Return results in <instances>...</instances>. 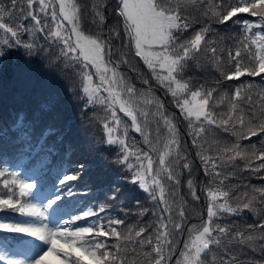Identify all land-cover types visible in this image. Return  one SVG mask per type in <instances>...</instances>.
Masks as SVG:
<instances>
[{
	"label": "trees",
	"instance_id": "16d2710c",
	"mask_svg": "<svg viewBox=\"0 0 264 264\" xmlns=\"http://www.w3.org/2000/svg\"><path fill=\"white\" fill-rule=\"evenodd\" d=\"M177 0H172L175 4ZM238 0H195V3L182 4L181 15L191 23V28L181 36V39L190 37L202 27H208L206 34L207 45L202 42V49L190 56L177 75L183 83H187L191 91L199 90L202 95L212 92L208 110L217 119L216 125H203L204 131L196 137L197 144H193V128L199 129L200 122L191 119L192 127H189V119L176 106V100L190 98V92L181 97L174 98L164 84H161L152 74L151 70L139 57L134 56V46H127V36L123 33L121 18L115 11L116 0H76L80 6V28L86 35L99 36L106 42V57L115 68L125 75L126 88H132L133 92L124 94L126 100L135 106H142L137 113V124L141 132H137L131 126V118L120 111L117 104L114 106L120 124L115 131L117 137H121L138 154L147 152L153 160L154 169H159V155L169 151L167 156V169L176 177L168 180L166 173L161 172L159 177L165 189V200H160L159 190L156 191L157 199H151L148 192L141 189L138 183L133 182V174L137 168L136 157L129 158L127 164H117L120 153L119 144L109 145L100 143L101 139L107 140V133L102 132L104 119L109 123L113 108L109 107L110 99H94L93 103L87 102V95L81 87L82 72L88 71L95 74L93 67L84 69L81 63L69 62L60 48L62 45L44 39L45 33L35 36L29 33H21V47L9 48L7 55L0 59V170L14 171L16 164L21 163L29 169L31 151H24L29 144L35 146L42 132L47 127L57 131L50 135L46 146H55L60 154L52 158L50 167H62L67 174H76L79 164L87 163L91 166V179L87 186L80 180L70 181L73 191L77 195L64 196L53 207L55 214L67 220L69 215L82 214L88 208H92L99 214L76 221L70 227H84L92 224L109 227V220L119 219L120 225H112L121 233L122 238L99 237L100 242L106 243L114 254L116 245L121 248V255L135 264H148L150 257L144 256L145 252H151L155 246V234L161 220L172 229V224L181 223L183 232L177 230L175 236V248L171 259L167 264H176L181 259L180 253L184 250V243L189 240V229L192 225H201L207 219L208 188L226 191L229 193L228 204L239 208V214L224 213L216 220L221 227L230 229L227 239L221 238V245H210L211 254L217 257V264L221 260L230 261L234 258L235 264H264V198L255 190L264 189V169L259 172L255 168L262 162L253 158L251 166H246L247 161L236 158L235 161L227 159L224 152L226 147L239 144L241 148L250 149L254 146L257 153L264 151V134L249 136L246 139H238L234 133H244L238 122L220 126L221 119H227L228 114L242 115L245 120L253 119L258 123L261 119L260 110L264 109V74L259 76L239 77L226 80L225 74L232 68L229 59V51L235 55V51L241 48L240 42L251 33H264V22L251 13H238L229 21L220 23L213 11L223 12L229 5ZM11 0H0V9L12 11ZM22 6V0H17L16 9ZM101 9L105 17L102 25H99L95 11ZM25 16L18 17L13 14L11 19L6 17L8 23H22L25 27H32L34 21ZM42 24L48 23L54 26L51 17L39 14ZM254 25L251 33L244 28V22ZM120 33V35H117ZM0 30V39L4 37ZM24 42H34L37 45L38 54L28 55L23 48ZM216 49L213 55L211 49ZM254 48V46H253ZM43 49V51H39ZM110 53V54H109ZM242 55H247L242 53ZM127 63H122L121 60ZM51 61V65H49ZM245 63L249 61L245 59ZM147 81V83H145ZM241 90L239 98L236 90ZM139 94H145L140 99ZM103 101V103H101ZM236 102L238 112H232L231 103ZM20 116L26 117L24 126L13 131ZM39 122L29 128L28 123L34 118ZM167 118L174 131L170 130ZM228 127L230 131H224ZM28 133L27 140L20 139L21 132ZM63 136V141L57 143V136ZM147 137V142L145 141ZM178 143H172V141ZM73 148L69 155L68 146ZM199 145V147L197 146ZM200 155L209 157L216 164L215 171L209 167V175L205 172L206 165L201 162ZM223 157V158H222ZM122 159V156H120ZM143 158V157H142ZM146 163V161H145ZM188 163L190 169L182 167ZM19 175V174H18ZM30 180L36 183L35 174L30 171ZM20 179H23L19 175ZM56 176L49 173L41 179L40 187L48 194V198L55 195L52 185ZM178 179L179 183L176 182ZM193 181L196 196L191 195L192 189L188 181ZM211 181V184L209 183ZM58 187V186H57ZM6 190L0 185V193ZM245 194H247L245 196ZM255 196L254 205L256 211L243 209L242 204ZM221 203L223 197H219ZM33 202V200H32ZM103 207L104 211L100 212ZM168 207L170 211H164ZM183 209V220L178 215V210ZM171 217V221L168 220ZM28 219L18 212L0 209V221L18 223ZM140 228L145 232L140 237L135 233ZM238 234H242L241 242ZM17 235L4 233L0 236V248L15 245L25 246L20 240L14 239ZM131 236L132 239H126ZM251 236L254 239L248 240ZM152 238L153 245L141 244V240ZM173 237H170L172 239ZM154 255V254H153Z\"/></svg>",
	"mask_w": 264,
	"mask_h": 264
},
{
	"label": "snow or ice",
	"instance_id": "6c2138e0",
	"mask_svg": "<svg viewBox=\"0 0 264 264\" xmlns=\"http://www.w3.org/2000/svg\"><path fill=\"white\" fill-rule=\"evenodd\" d=\"M195 3V0H177L175 4L172 0H116L115 11L118 17L121 18L123 33L127 36V46L131 49L134 46V56L139 57L147 68L151 70L156 79L164 84L168 91L171 92L174 98L181 97L183 94L190 92V98L176 100V106L185 115V119H189V127H192L191 119L195 118L200 122L201 127L197 130L193 128V144H197L196 137H199L204 131L203 125H216L217 119L214 114L208 110L209 100L212 97V92L208 91L202 95L197 91H191L187 83H183L177 79V75L183 68L187 59L202 49V42L207 45L206 34L209 32L208 27H202L199 31L194 32L190 37L181 39L189 28L191 23L181 15L182 4ZM17 0H11L12 11L0 9V30L5 34L0 39V59L7 55L9 48L21 47V33H29L36 35L45 33L44 39L53 40L61 46L60 51L69 62L81 63L84 69L90 66L94 67L96 74H99L101 84L93 85V73L88 71L82 72L81 87L83 93L87 95V102L93 103L96 94L99 92L101 85H108L105 91L109 93V107L113 108L111 112L112 124L107 119L102 120V132L107 133V140L101 139L100 143L109 145L119 144L120 153L118 154L116 163L127 164L129 169L133 168L131 163H128L129 158L136 157L137 168L133 174V182L138 183L139 187L149 193L151 199L156 200V191L159 190L160 200H165V189L158 178L161 172L166 173L168 180H174L176 177L172 172L168 171L167 156L169 151L159 155V169H154L153 160L147 152L138 154V150L125 142L121 137L115 135L116 125L120 124L117 118L114 106L119 104L120 111L124 112L128 117H131V126L137 132H141V127L137 124V116L132 111L127 102L122 101L118 92L112 85L117 83V72L115 68H110L105 63L106 42L99 36L85 35L80 28V11L76 0H22V6L19 10L16 9ZM34 21L32 27H25L22 23H8L6 17L11 19L13 14L18 17L25 16ZM238 13H251L252 16L259 17L264 22V0H238L237 3L231 4L223 12L213 11V16L220 22L231 20ZM39 14L45 17L50 16L52 24H42ZM95 17H98L99 25H102L105 17L101 9L95 11ZM254 25L244 22L245 30L251 33ZM120 35V33H117ZM241 48L235 51V55L229 51L228 56L232 63V68L225 74L226 80H232L245 75L259 76L264 74V33L255 32L246 36L240 42ZM23 48L26 54H38L37 45L32 42H24ZM254 46V48H253ZM43 51V49H39ZM213 55L216 49H211ZM246 53L247 55H242ZM110 54V53H109ZM245 59L249 62L245 63ZM122 63H127L126 60H121ZM49 61V65H51ZM159 68L162 75L156 69ZM111 72V77L107 74ZM147 83V81H145ZM174 85V87H173ZM128 93H132V88H127ZM239 98L241 90L237 89L235 93ZM103 103V101H101ZM232 112H238L236 102L231 103ZM258 123L253 119L245 120L242 115L228 114L227 119L219 121L220 126L229 125L231 122H238L239 125L246 129L244 133H234L238 139H246L249 136H257L264 134V109L260 110ZM26 117L20 116L16 124L13 125V131L22 128ZM38 117L29 121L28 127H33L38 123ZM165 123L169 124L170 130L174 131V126L165 118ZM56 129L47 127L42 132L40 139L35 146L29 144L24 148V151H31V162L29 170L32 171L36 178V183L20 179L15 171L7 169L0 170V185L6 190L0 193V209L11 210L18 212L23 217L28 219L18 223H9L0 221V236L4 233L23 234L17 235L14 239H18L21 243L28 246V251L31 252V245L35 242H42L46 245V250L38 255H30L26 259H18L15 256L0 248V264H135V261H129L121 255L120 245L117 244L115 254L109 250L106 243L100 242L99 237H115L117 240L122 238L121 233L112 225H120L123 221L119 219L109 220L107 230L101 225H89L84 227H70L75 225L76 221L86 220L89 217L96 216L99 213L92 208L83 211L82 214L69 215L67 220L60 219L55 227H49L46 222L49 218V210L53 208L58 201H61L66 195L73 197L77 195L73 191V186L70 181L80 180L85 186L88 185L91 179V166L87 163L79 164L76 167L79 171L76 174H67L66 169L62 167H50L52 158L60 154L59 149L53 146H46V141L50 135L56 133ZM224 131H230L228 127ZM28 133L21 132L20 139L27 140ZM63 141V136H57V143ZM147 142V137H145ZM178 143V141H172ZM199 147V145H197ZM73 148L68 146V153L71 154ZM224 152L228 154L229 161H235L236 158L247 161L246 166H251L253 158L262 161L255 171L259 172L264 169V151L255 150L254 146L250 149L241 148L240 145L234 144L231 147H226ZM201 162L206 165L205 172L209 175V167L212 172L215 171L216 164L209 157L200 155ZM122 156V159L120 158ZM143 157V158H142ZM223 158V157H222ZM146 161V163H145ZM182 167L190 169L188 163H183ZM55 175V183L52 185L55 195L46 200L44 204L32 202L34 189L40 188L41 179L49 175ZM179 183L178 179L176 180ZM211 184V181L209 182ZM58 186V187H57ZM188 186L191 195L194 199H199L196 196L193 187V181H188ZM259 192L260 197L264 198V189L255 190ZM247 194H245L246 196ZM219 197L224 198L221 203ZM229 193L226 191L213 190L208 188L207 219L202 221L199 228L197 225H192L189 229V240L184 243V250L180 253L181 259L176 261V264H217V257L212 255L211 260L207 257L211 254L210 245H221V238L227 239L230 229L221 227L216 220L224 213L239 214L240 209L231 207L228 204ZM253 196L248 199V202L242 204L243 209H248L255 212L256 208ZM104 208H100L103 212ZM164 211H170L165 207ZM178 215L181 220L185 217V212L181 208L178 210ZM171 221V217H168ZM177 230L183 232L181 223L172 224V229H169L168 224L163 220L159 223V228L155 234V246L151 248V252H145L144 256L150 257L148 264H167L171 259L175 248V236ZM145 229L140 228L135 233L136 237H140ZM170 237H173L170 239ZM241 242H245L242 234H238ZM126 239H132L131 236ZM254 239L249 236L248 240ZM4 243V241H0ZM140 243L153 245L152 238L141 240ZM154 254V255H153ZM219 264H235L234 258L230 261L221 260Z\"/></svg>",
	"mask_w": 264,
	"mask_h": 264
},
{
	"label": "rangeland",
	"instance_id": "374dc122",
	"mask_svg": "<svg viewBox=\"0 0 264 264\" xmlns=\"http://www.w3.org/2000/svg\"><path fill=\"white\" fill-rule=\"evenodd\" d=\"M109 62L110 61L107 59L106 54H105V63L108 65V67L115 68ZM93 69H94V72L96 74V70L94 67H93ZM115 69L117 72L118 79H117V83L112 85V87L116 92L119 93L121 100L127 102V104L131 107L132 111L137 116V113L140 112L139 110L142 109L143 107L142 106H140V107L135 106L133 103H131L130 101L128 102L126 100V98L124 97V94L127 92V88L125 85V75L119 69H117V68H115ZM156 71L158 73H161L162 75L166 74V73H162L159 68H157ZM107 75L109 77H111V72H109ZM97 84H101V81L99 79V74H97L96 79H94V77H93V85L95 86ZM107 87H108V85H106V84L101 85V88H100L99 92L96 94V97L94 99L95 100L99 99V98L100 99H104V98L110 99L109 93L107 91H105V88H107ZM173 87H174V85H173ZM144 96H145V94H139L140 99H142ZM117 106L120 109L119 104H117ZM117 127L118 126H116V128ZM14 171L17 172L19 175H21L24 180L32 182L30 180V176H29L30 170L25 168V166H23L21 163L16 164ZM33 191H34V196L31 198L33 200V202L37 203V204H44L46 202V200L48 199V197H47L48 194L46 192H44L43 190H41L40 188L34 189ZM49 213H50V215H49L48 221H46V222L49 224V227H55L57 225L58 221L60 219H62V217L55 215L54 207L49 210ZM46 247L47 246L44 245L42 242H38V243L35 242L31 245V252L28 251V248L24 249V248H20V247H18V249H16V250H18L16 252L12 249H5V250L9 253V255L15 256V258L26 259L31 254L34 256V255H38V254L42 253V251L46 250Z\"/></svg>",
	"mask_w": 264,
	"mask_h": 264
}]
</instances>
